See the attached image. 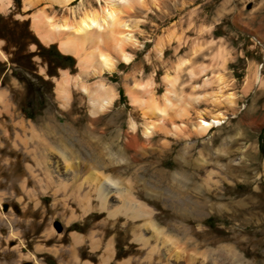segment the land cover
I'll return each mask as SVG.
<instances>
[{"label": "rangeland", "instance_id": "1", "mask_svg": "<svg viewBox=\"0 0 264 264\" xmlns=\"http://www.w3.org/2000/svg\"><path fill=\"white\" fill-rule=\"evenodd\" d=\"M28 1L6 0L0 9V94L3 96L0 148L11 149L15 145L21 153L26 148L41 153L39 140L29 132H18L13 124L17 120L31 123L43 139L41 128L49 117L63 123L66 112L72 109L75 116L90 120L87 102L73 82L86 80L93 85L103 81L118 94L105 115L121 114L114 128H105L108 134L119 132L113 152L119 153L117 158L122 162L112 175L122 179L125 187L128 180L136 181L133 192L138 201L156 213H163L164 201H173L176 196L166 184L156 189L150 182L153 176L141 175L139 168L154 159L150 153L140 158L135 169L129 171L124 167L133 163L131 154L125 150L133 136L137 145L146 148L159 150L164 142L170 145L163 149L165 156L162 154L159 160L164 170L191 173L189 159L197 161L206 171L220 172L228 166L227 169L248 173L247 179L239 177L230 183L234 198H244L255 188L264 190V0H133L132 7H121L118 15L123 29L127 27L123 32L129 36L127 46L131 47L125 46L124 54L133 58L129 64L104 43L81 44L73 37L72 30L52 32L51 41H47L33 27L34 16L43 9L55 23H68L72 27L87 15L102 18V11L109 7L106 0H72L63 9L50 4L52 0H30L31 5ZM61 32L67 35L60 36ZM65 41L71 42L68 47L72 50L67 54L61 51V43ZM98 50L111 62L109 72L96 69ZM66 79L71 80L72 98L68 104L58 97L60 84ZM130 91L136 101L134 105L130 102ZM155 106L168 110L170 133L166 136L154 133L148 146L143 130L152 124L153 119L146 114ZM135 108L137 112L131 115ZM13 109L19 118H10ZM220 117L225 119L219 126L204 131L199 126L201 120ZM131 120L136 129L133 134ZM181 123L182 136L172 128L173 124ZM6 130L10 134L7 141L3 140ZM47 141L58 149L52 139ZM180 150L186 152L187 159L179 155ZM29 163L35 164L32 160ZM120 166L124 168L118 169ZM33 169L41 182L33 181L28 173L22 179L30 181L31 195L41 199L36 207L33 197L19 187L6 189L0 184V264H103L101 257L107 245L113 249L108 264L127 260L128 264L141 263L143 257L138 256V245L131 236L124 241L116 234L113 230L116 220L107 219L94 199L86 205L85 214L72 202L65 208L61 192L54 198L55 187L46 184L38 168ZM108 171L107 174L111 173ZM8 173L0 154V181L9 178ZM176 177L180 179V175ZM112 203L111 206L119 204L115 200ZM117 219L120 225L125 222L121 216ZM159 222L163 227L174 223L170 216ZM198 224L207 238L199 242L198 253H218L223 251L221 246L231 247L230 241L217 240L223 238V230L232 232L230 236H233L238 234L233 231L240 229L238 222L212 209L205 210ZM252 229L250 225L248 230ZM244 238L249 244L244 264H258V257L249 252H264L262 236L249 234L238 239L245 242Z\"/></svg>", "mask_w": 264, "mask_h": 264}, {"label": "bare ground", "instance_id": "2", "mask_svg": "<svg viewBox=\"0 0 264 264\" xmlns=\"http://www.w3.org/2000/svg\"><path fill=\"white\" fill-rule=\"evenodd\" d=\"M5 1L6 0H0L1 10L2 4H5ZM32 1L33 0H31V2ZM71 1L72 0H52L50 4L62 8L66 7ZM132 1L133 0H106L109 7L102 11V18L91 14H89L91 16L85 15L86 17L84 19H81V21L79 20V22L77 21L76 27H72L68 23H55L56 20L53 21L52 18L49 17L50 15H47L49 12L46 14L43 9V11L40 13L38 12L39 14L34 16L33 27L37 34L41 36L43 34V37H46L47 41H51L50 33L52 32L57 33L60 31L72 30L73 37L81 44L104 43L106 47L113 50L116 54H119L125 64H129L131 62L130 59L133 58H129V56L124 54V47L129 46H127L129 43V36L127 37V34L123 32L127 27L125 26L126 29H123L124 24L120 22L118 15L121 7L125 6L131 8ZM28 2L30 3V0ZM29 5H31V3ZM120 28L123 30H120ZM128 31L129 30L126 32L128 33ZM58 34L63 37L67 35L64 32ZM61 44L63 45L61 51L66 52V54L72 50L68 47L71 45V42L65 41ZM97 56L99 60L98 62L96 61V69L98 71L109 72L110 65L112 64L108 61V57L100 50H98ZM70 81L71 80L66 79L62 86L60 84V93H58L59 99L64 100V103L67 104L72 98L69 90ZM73 83L74 87L80 89L83 94V100L87 102L89 115L91 117L90 120H87V118L83 116H75L76 111L72 109H70L68 113L66 112L63 123L49 117L47 119L48 122L43 124L41 128L43 139L40 138L36 126L31 123H26L23 120H17L13 124L14 128L17 129L18 132H29L32 137L37 138L40 142L39 144H42V152H36L35 148V150H28V148H26L25 153H21L20 150H17L15 145L11 149L0 148V154L3 156V160L5 164H7L10 172L7 175L9 178L0 181V184L6 189H16L19 187L28 196L33 197V202L36 207L41 203V199L39 200L38 197L36 198L34 195H31V190L28 187L30 181L27 180V178L22 179V177L28 173L32 180L35 179L37 182H41L40 179H38L39 176L34 174L35 170L33 168L35 167L43 174L46 184L55 187L56 192L53 194L54 198H56L57 192H61V197L66 203L64 205L65 208L67 207V203L72 202V204H76L81 212L85 214L88 209L86 205L89 206L90 201L94 199L98 206V210L100 212H105L107 219L116 220L113 229L116 234L121 235V239L124 241L131 236L133 242L138 245V256H140L139 258L143 257L141 263L139 262L138 264H244V258L248 253L249 244L246 238H244L245 242L240 241L238 238L242 235L246 237L250 234V236L252 235L255 237L262 236V241H264V200L261 199L262 197L264 198V190L260 187L255 188L250 191L246 197L241 199L232 196L233 189L230 187V183L239 177L247 179L248 173L227 169L226 167L228 166L224 167L225 170L220 172L206 171L202 165L196 164L197 161L195 163L190 159L189 165L193 169L191 173L182 171L179 174L178 172L167 171L162 168L164 164L159 160L163 154V149L168 148L170 145L164 142L159 150L151 147L146 148V146L137 145L135 136H133L130 141L131 143L127 144L125 149L127 153L131 154L133 163L126 164L124 167L129 171L135 169L140 165V158L146 155V153L147 155L150 153L151 156L153 155L154 159L146 164L144 163V166L141 165L142 167L139 168L141 175L146 178L153 176L154 179L150 182L156 189L163 188V185L166 184L167 187H169V191L179 198L177 200V198L174 197L173 201L165 200L162 205L164 212L156 213L155 209L149 208L143 202L138 201L134 196L133 184L136 181L133 183L131 179L128 180V184L125 187L122 179L112 175V173L117 170L116 166L122 162L120 158H117L119 153L113 152V148L117 147L119 132L114 131V133L108 134L105 128L112 126L114 128L121 114L110 113L109 115H105V113L113 106L118 94L112 87L107 86L103 81H98L93 85L88 84L86 80L79 82L75 81ZM128 95H130L131 104L134 105L136 101L133 97V92L130 91ZM2 97L3 96L0 94V99ZM76 102L78 101L76 100ZM3 103L5 102L3 101ZM5 107H7L6 103ZM136 110V108L133 109V111L130 112L131 115H134L137 112ZM167 112L168 110L166 111L158 106L151 109L149 113L146 112L147 117L149 116L155 121H152L151 125L145 126L143 130V137L147 140L148 146L154 133H159V135L162 136H166L170 133L167 129V124H169L168 122L171 119H169ZM9 114L11 119L19 118L15 109H13V113L11 112ZM175 116L176 118L178 117L177 113ZM222 119H225V117L211 119L209 121L201 120L199 126L202 130H206V128L221 125L224 122ZM103 123L104 126L101 127ZM172 128L177 131L178 135H183V123L180 125L178 124V126L173 124ZM130 130L132 134L136 130L135 122L132 120ZM18 132H15V134L17 135ZM197 133L200 134L201 132ZM5 134L6 136L3 140H10L8 130L5 131ZM202 135L201 133V136ZM47 139H52L59 146L57 147L58 149L53 148ZM178 153L183 156L186 154V152L183 153L182 150ZM31 160L33 164L35 163L34 165L29 163ZM124 167L120 166L118 169H123ZM139 169L136 171L137 175H140ZM178 169L181 170L180 167H178ZM108 170L111 171V173L107 174L106 171ZM176 175H180V179H178ZM214 177H217V180H215L216 178L214 179ZM20 180L22 181L20 182ZM18 181L20 182L19 186H17ZM145 186L146 184L143 185V187ZM113 200L117 201L119 204L111 206ZM168 201L170 203L167 204ZM206 209L222 212L227 215L231 221L238 222L240 226V229L238 228L233 231L238 232L237 235L230 236L232 232L227 230L222 231L223 238L217 240V242L228 240L232 243V246H221L223 251L218 253L197 252L200 245L199 242H205L204 240L207 239L204 233L205 231H203L204 229L202 228V230L198 224ZM119 216L123 217L125 220L123 225H120V221L117 219ZM165 216H170L173 219L174 223L172 226H161L159 220L162 221ZM104 225H106L105 222ZM250 225L253 229L249 231L248 228ZM76 237L77 236L74 235L73 239L75 240ZM249 253L258 257V264H264V252L254 250ZM112 258L113 249L111 245H107L105 251L102 253L101 262L103 264H108ZM128 263L129 260L122 264Z\"/></svg>", "mask_w": 264, "mask_h": 264}, {"label": "water", "instance_id": "3", "mask_svg": "<svg viewBox=\"0 0 264 264\" xmlns=\"http://www.w3.org/2000/svg\"><path fill=\"white\" fill-rule=\"evenodd\" d=\"M58 230H60V228Z\"/></svg>", "mask_w": 264, "mask_h": 264}]
</instances>
